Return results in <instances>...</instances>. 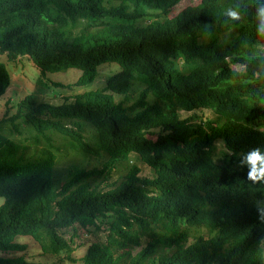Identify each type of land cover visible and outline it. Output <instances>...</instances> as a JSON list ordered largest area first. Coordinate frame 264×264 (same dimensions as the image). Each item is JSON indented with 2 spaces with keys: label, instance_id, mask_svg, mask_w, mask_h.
I'll use <instances>...</instances> for the list:
<instances>
[{
  "label": "trees",
  "instance_id": "obj_1",
  "mask_svg": "<svg viewBox=\"0 0 264 264\" xmlns=\"http://www.w3.org/2000/svg\"><path fill=\"white\" fill-rule=\"evenodd\" d=\"M182 1L0 0V54L9 61L28 57L43 78L79 69L78 87L102 65L120 66L103 91L60 105L29 95L8 120L18 133L35 131V144L52 148L57 133L76 153L106 158L103 170L74 168L57 187L56 154L28 156L0 123L2 253L25 252L15 239L30 236L44 253L71 254L63 231L105 225L107 243L92 244L83 264H264V177L249 179L246 162L253 150L264 154V32L255 15L264 0H201L168 16ZM10 85L0 61V99ZM200 110L214 118L181 115ZM133 156L155 178H141ZM116 164L128 172L105 190L100 178ZM0 264L32 263L0 256Z\"/></svg>",
  "mask_w": 264,
  "mask_h": 264
},
{
  "label": "rangeland",
  "instance_id": "obj_2",
  "mask_svg": "<svg viewBox=\"0 0 264 264\" xmlns=\"http://www.w3.org/2000/svg\"><path fill=\"white\" fill-rule=\"evenodd\" d=\"M201 0H183L181 3L169 13L168 16H173L181 12L187 6H195ZM160 20V19H159ZM162 21V20H160ZM92 24L94 22H91ZM147 23H143L145 25ZM98 27L93 28V32H98ZM0 61L7 65L11 75V85L6 91L5 95L0 99V123L3 122L2 133L17 141L23 140L24 144L28 146L27 155L39 156L43 150L51 149L57 156V163L55 167V182L57 187H61L68 179L70 172L74 168H84L89 171L94 169L103 170L105 168L106 158H99L89 155H80L68 145L67 139L61 135L53 134V147H49L46 141L42 138V144L38 145L33 142L35 131L20 127L21 132L14 130L13 124L9 122L18 109V104L27 96L34 95L37 101L47 102L55 105H60L70 101L76 95L90 91H103L107 85L108 80L117 72L120 71V66L116 63L102 65L99 69V74L96 80L87 86H76L77 80L81 77L82 71L79 69H69L63 72H56L47 74L45 78L41 76L40 69L28 58L21 57L16 61H9L6 55L0 54ZM111 65V66H108ZM109 73V74H108ZM108 79V80H107ZM69 99V100H67ZM132 102H130L131 104ZM183 118L191 116H198L197 122L206 121L214 118L213 113L209 110H200L194 112H182ZM51 133V132H46ZM225 147L217 144V149L223 150ZM99 158V159H98ZM221 156H216V159L221 162ZM133 164L140 168V177L145 179L155 178V173L147 165L141 163L135 156H133ZM130 163V165L132 164ZM128 172V167L123 164H116L112 175L107 181L100 178L103 182L102 187L105 190L113 182L119 181L122 176ZM109 185V186H108ZM4 203V199H0V206ZM65 238L72 242L73 251L71 254L64 252L61 255H51L44 253L41 246L34 238L30 236H18L15 239L16 243L25 244L27 250L25 252H9L2 253L0 256L5 257H20L23 256L32 264H83V258L86 255L88 248L94 243H107L108 231L105 225L94 226L86 228L83 226H76L75 229L63 231ZM143 246L146 245L144 240ZM138 248L137 251H140Z\"/></svg>",
  "mask_w": 264,
  "mask_h": 264
},
{
  "label": "clouds",
  "instance_id": "obj_3",
  "mask_svg": "<svg viewBox=\"0 0 264 264\" xmlns=\"http://www.w3.org/2000/svg\"><path fill=\"white\" fill-rule=\"evenodd\" d=\"M225 13L232 19H238L236 11L231 9H226ZM258 21V31L264 32V5H259L255 13ZM246 162L248 165V178L258 179L264 177V154H261L259 150H253L246 156Z\"/></svg>",
  "mask_w": 264,
  "mask_h": 264
}]
</instances>
